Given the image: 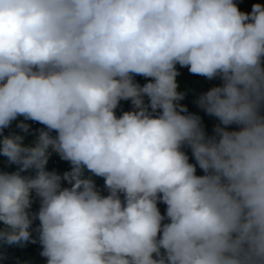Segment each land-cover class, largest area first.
<instances>
[{"label": "clouds", "instance_id": "clouds-1", "mask_svg": "<svg viewBox=\"0 0 264 264\" xmlns=\"http://www.w3.org/2000/svg\"><path fill=\"white\" fill-rule=\"evenodd\" d=\"M177 66L222 80L197 102L216 136L181 114ZM262 110L264 5L0 0V156L18 168L0 172V244L35 243L38 220L47 264H264ZM20 117L46 129L30 145L3 135Z\"/></svg>", "mask_w": 264, "mask_h": 264}, {"label": "trees", "instance_id": "trees-1", "mask_svg": "<svg viewBox=\"0 0 264 264\" xmlns=\"http://www.w3.org/2000/svg\"><path fill=\"white\" fill-rule=\"evenodd\" d=\"M236 3L238 9L244 13H250L252 10L253 4H261L264 5V0H234ZM181 67L177 66V71H179ZM134 80L136 83L143 86L145 83L149 82L148 80H145V78L141 76H135ZM220 78H214V79H207L205 77L194 75L193 79L188 81L185 80L180 74L177 77V83L179 85L178 91L184 94V99L179 101V105L186 108L187 112L181 113L182 115H195L200 118L201 127L203 128L205 134L207 137H213L216 136V133L214 132V128L217 126L224 127L220 124V121L214 117L208 115L199 105L198 100L199 97L204 94V90L206 88H213L214 85L218 82H220ZM145 103H147V99L145 98ZM133 107L131 105L130 101H121L119 103L118 108L116 109V115L119 117L123 112L127 111H133ZM150 110V109H149ZM262 115H264V110L261 112ZM23 118L20 117L16 121H13L11 126L8 129L3 130V135L8 136L11 134H17L24 136L25 144H32V142L35 140L36 136L38 135L39 130H46L45 127L37 122V124L32 128L29 129L27 133H24L17 127L18 123H22ZM227 131H238L240 130V126H237L235 124L229 125L226 127ZM55 132H52L51 135H54ZM218 139V137H217ZM185 154L189 157V162L193 165H196V162L194 158L192 157L191 150L188 147H184L182 149ZM57 159V169L61 175H63L65 172H68L71 170V165L67 161H63L60 159V157L55 154L54 156ZM4 158L3 156H0V159ZM52 165V161L48 160V164L46 166V170L50 171V167ZM18 168L16 165H11L8 163L5 165H0V172H6V173H13L17 171ZM31 171V170H30ZM196 175H204L203 171L199 168L198 165H196ZM95 184L96 188L100 191V194L103 196H106L104 193V181L102 178L95 177ZM71 187V185L66 186ZM121 199H123V196H121ZM158 208L160 210L161 215L166 214V205L163 203H159ZM40 207V201L39 198L35 197V194L33 193V203L31 205L30 212L33 211H39ZM164 223H168V220L165 218L163 221ZM39 227V221L33 220V224L31 226V239L35 240V243H25L23 246L19 245H3L0 244V264H47L46 258L42 257L40 253L42 252V246L39 243L38 239V233L35 231Z\"/></svg>", "mask_w": 264, "mask_h": 264}, {"label": "built area", "instance_id": "built-area-1", "mask_svg": "<svg viewBox=\"0 0 264 264\" xmlns=\"http://www.w3.org/2000/svg\"><path fill=\"white\" fill-rule=\"evenodd\" d=\"M179 73H180V75L185 79V80H188V81H190V80H192L193 79V77H194V74H191L189 71H188V69L185 67V68H180L179 69V71H178ZM222 80L220 81V82H218V83H216L215 85H214V87H219V86H222ZM208 90H210L209 88H206L205 90H204V94L208 91ZM22 123H25V124H27L28 126H29V129H32L36 124H37V122H34V121H25V120H23L22 121ZM56 135V133L54 134V135H52L53 137ZM27 145H30V144H27ZM55 154L56 153H51V155H50V157H49V160H51L52 161V165H51V167H50V171L49 172H54V173H56V174H58V175H61L60 173H59V171H58V169H57V159L54 157L55 156ZM7 163V158L6 157H4V158H1L0 159V165H5ZM22 175H34V173L32 172V171H27V172H24V173H21ZM61 176H63V175H61ZM61 186L62 187H66V186H69V184L66 182V181H61ZM104 193H105V195H108V192H107V190L104 188ZM36 213H38V211H33L32 212V214L33 215H35ZM38 221V220H37Z\"/></svg>", "mask_w": 264, "mask_h": 264}]
</instances>
